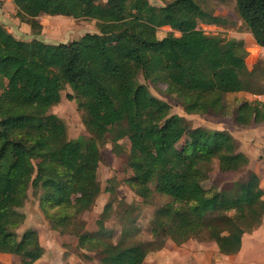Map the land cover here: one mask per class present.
Segmentation results:
<instances>
[{"label":"trees","instance_id":"16d2710c","mask_svg":"<svg viewBox=\"0 0 264 264\" xmlns=\"http://www.w3.org/2000/svg\"><path fill=\"white\" fill-rule=\"evenodd\" d=\"M157 1L162 5L11 0L19 22L34 35L42 29L37 21L42 15L94 20L97 33L51 44L16 39L0 25V254L16 256L20 264H35L44 255L35 229L17 233L31 189L50 229L73 235L77 248L99 264H143L153 242L113 241L103 225L110 204L96 232L85 231L78 221L101 192L100 148L111 143L117 151L122 140L128 142L124 185L148 202L153 195L167 199L154 218L177 247L197 240L234 256L242 236L264 223V186L255 173L221 190L214 183L205 186L214 161L220 173L248 166L234 137L192 127L139 81L159 89L186 115L227 118L242 129L264 126V101L227 98L264 96V86L255 84L264 81V61L248 67L244 46L197 27L200 21L233 24L216 15L217 9L228 10L264 49V0ZM164 28L169 31L158 36ZM65 87L91 132L88 139L68 140L63 122L49 113Z\"/></svg>","mask_w":264,"mask_h":264},{"label":"rangeland","instance_id":"374dc122","mask_svg":"<svg viewBox=\"0 0 264 264\" xmlns=\"http://www.w3.org/2000/svg\"><path fill=\"white\" fill-rule=\"evenodd\" d=\"M98 1L101 3L105 2V0ZM148 1L157 7L162 5L157 0ZM2 4L0 1V8L4 9L3 12H0V25L12 31L13 34L16 33V38H20V40L30 41L37 39L45 43L57 44L76 40L86 33H97L94 20H73L42 15L37 20L42 24V29L38 35H34L28 25L17 23L19 20L16 17L17 12L13 5ZM226 14L223 16L231 20L233 24L229 22L225 26H217L210 22L200 21L197 27L210 35H220L233 45L244 46L248 52V58L246 59L248 67L251 68L258 60L264 61V50H259L255 47L253 38L247 33L237 16L228 10H226ZM2 16L6 17L9 22L2 21ZM17 25L28 28V32L23 30L15 32V26ZM168 31L169 29L167 28L161 29L158 32V36L161 37ZM139 81L148 86L153 96L171 106V114L184 117L190 121L192 127H204L210 130L230 133L238 142V150L248 157V166L238 173H220L217 162L214 161L212 171L209 174V181L205 186L208 187L211 183H214L221 190L225 188L227 183L245 180L250 172L255 173L264 186V126L242 129L227 118L186 115L180 106L165 97L159 89L144 81L142 77L139 78ZM256 83L262 87L264 86V81H261V79L255 81ZM237 97H239V100L264 101V96H252L247 93L227 96L228 100L233 99V101L238 100ZM49 113L55 115L63 122L68 140H84L91 136V132L82 122V113L79 111L73 92L69 87H65L61 92L60 102L53 106ZM127 151L128 142L126 140L120 142V148L117 151L113 149L111 143H106L100 148L101 161L97 177L101 192L93 208L80 215L78 221H81V227L85 231L96 232L98 230L97 221L101 219L104 207L110 204L111 209L107 218L103 220V225L113 236V241L117 242L118 240L126 239V243L131 241L137 243L153 242L154 246L147 258L156 256L161 261V255L165 252V243H169V247H172V242L159 229L154 218V211L163 205L167 199L159 195H153L152 202H148L137 197L124 185V179L129 176L125 167ZM111 180L113 182H110ZM112 198H114V202L110 203ZM20 211L24 214L25 219L18 228L17 233L21 235L28 229H35L38 233L40 244L45 248L44 255L35 264H99L94 260L95 258H93L92 254L77 248V241L73 235H62L58 231L50 229L40 210L38 197L35 196L31 189L28 190L27 199ZM125 231L129 232L127 237H124ZM0 264H20V261L16 256L0 254Z\"/></svg>","mask_w":264,"mask_h":264},{"label":"crops","instance_id":"0c3cea01","mask_svg":"<svg viewBox=\"0 0 264 264\" xmlns=\"http://www.w3.org/2000/svg\"><path fill=\"white\" fill-rule=\"evenodd\" d=\"M0 1L3 3L2 5H13L11 0ZM1 11L3 12L4 9L0 8V12ZM216 15H227L226 10L217 9ZM2 18V21L9 22L6 17L2 16ZM17 23L20 25L23 24L20 22ZM20 25L15 26V32L18 30L28 32V28ZM5 29L16 38L15 32V34H13L9 29ZM16 39L20 40V38ZM260 50L264 49L260 48ZM253 126L254 125L250 127ZM260 183H262V181ZM261 186L263 187L262 184ZM164 246L165 252L161 255V261L158 260V257L156 256L152 258L146 257L143 264H159V261L160 264H264V223L261 222V224L257 228H254L251 233L244 234L242 236L240 251L234 256H223L219 254L218 248L215 244L200 242L197 240H191L180 247H177L173 243L172 247H169V243H165Z\"/></svg>","mask_w":264,"mask_h":264},{"label":"built area","instance_id":"2783aa9c","mask_svg":"<svg viewBox=\"0 0 264 264\" xmlns=\"http://www.w3.org/2000/svg\"><path fill=\"white\" fill-rule=\"evenodd\" d=\"M255 47L260 50V47L255 44ZM249 51V50H248ZM250 52V51H249Z\"/></svg>","mask_w":264,"mask_h":264}]
</instances>
